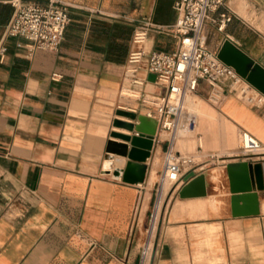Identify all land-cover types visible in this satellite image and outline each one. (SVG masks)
Returning <instances> with one entry per match:
<instances>
[{
  "label": "crops",
  "instance_id": "0c3cea01",
  "mask_svg": "<svg viewBox=\"0 0 264 264\" xmlns=\"http://www.w3.org/2000/svg\"><path fill=\"white\" fill-rule=\"evenodd\" d=\"M55 1L68 7L71 23L53 52L34 50L25 39L8 36L15 9L0 0V264H139L157 186L155 165L170 143L158 135L145 182L138 184L116 175L114 162L128 158L107 153V147L114 141L131 149L113 134L134 136L122 125L138 120L122 117L120 109L147 116L154 108L144 102L146 96L164 93L149 81L145 68L128 72V60L136 32L147 24V54L176 49L169 28L178 18V0H23L41 6ZM224 14L231 21L220 31ZM205 34L207 41L212 37L210 46L206 42L210 51L218 53L230 41L264 68V0H227L209 14ZM123 89L140 91L142 97L133 102L122 97ZM216 92L209 83H199L185 103L182 136L200 137L201 155L223 160L225 154H239L241 132L246 131L263 150L251 156L242 152L244 159L238 162L264 161V102L248 104L230 92L218 101ZM187 143L192 148V141ZM224 164L227 168L230 162ZM214 172L217 176L210 179L195 172V177L205 176L207 194L211 180L219 179ZM227 180L232 197L228 175ZM186 185L176 186L181 192ZM254 192L259 215L197 224L206 241L220 229L226 250L229 237L235 248L219 257L204 251V264H264V191ZM218 203L210 194L187 198L175 211L205 217L207 206L216 209ZM193 261L189 246L174 236L156 251L155 264Z\"/></svg>",
  "mask_w": 264,
  "mask_h": 264
},
{
  "label": "built area",
  "instance_id": "2783aa9c",
  "mask_svg": "<svg viewBox=\"0 0 264 264\" xmlns=\"http://www.w3.org/2000/svg\"><path fill=\"white\" fill-rule=\"evenodd\" d=\"M14 7V15L6 28L10 37H19L28 41L34 50L58 51L71 23L68 7L58 1L51 2L48 6L35 3H24L23 0H8ZM227 0H178L175 10L178 18L176 23L169 28V33L177 39L174 51H154L147 54L148 28L143 25L136 32L133 39V48L128 60V72L137 73L145 68L150 74L155 75V84L163 89V95L155 96L151 103L144 102L154 108L148 112V117L159 121L158 133L172 132L175 121L183 112V102L187 94L196 92L199 83L205 81L217 89L216 97L227 92L239 95H248L255 99L252 103H263L264 96L241 77L236 70L225 64L218 57L217 52L207 48L205 24L209 14L225 5ZM231 21L227 15L221 16L219 30L225 29ZM138 83V82H136ZM254 90V93L246 92ZM154 113V115H153ZM244 155H254L263 149L262 143L252 134L242 131ZM164 153V168L161 173L162 180H169L177 184L191 173L196 172V167L184 171L186 165L193 163L192 159L184 160L180 153L174 152L172 142ZM248 157V156H246Z\"/></svg>",
  "mask_w": 264,
  "mask_h": 264
},
{
  "label": "rangeland",
  "instance_id": "374dc122",
  "mask_svg": "<svg viewBox=\"0 0 264 264\" xmlns=\"http://www.w3.org/2000/svg\"><path fill=\"white\" fill-rule=\"evenodd\" d=\"M211 41L212 37L207 41L209 46L211 45ZM189 96L191 95H188L187 98ZM127 108L135 107L127 106ZM119 111H121L122 117H127L128 114L137 115L132 111L122 109ZM185 111L187 112L186 105ZM180 134L183 135L185 133H183L181 130ZM192 151V148H187V154L192 156L193 163L186 165L184 167V171H187L192 167H196L197 172H205L209 179L210 175L217 176V173L214 172V169L219 172V179L215 182L211 180L210 191L208 194H206V196L210 194L216 197V199L219 201L217 208L215 209L208 205L207 216L205 217L202 215V213H191L190 211L184 209L176 212V206L179 204V202L187 198L182 199L180 197V190L177 189L176 184L172 186L169 183L162 182L161 173L164 168L165 155L163 153L158 155L159 159L155 165V169L158 171L156 179L157 186L155 190L154 202L147 217L146 229L143 232V238L140 243L141 260L139 261V264H155L157 248L159 246L161 247L163 241L169 236H174L176 239L182 241L185 247L189 246V251L192 253L194 258V264L205 263L203 255L204 251L211 253L213 257H219L220 254L224 255L227 252L231 254L235 253L233 243H230V237L228 246L229 249L226 250L224 235L220 229H217L215 233H213L210 241H206V237L202 230L203 226H198L197 224L204 223L205 221L228 220L233 216V214L230 213V206L232 210V197H230L229 194V187L227 184L228 173L227 168H224L226 166L224 162L237 163L240 159H244L243 156L239 157V155H242V150H237L239 154H225L226 158L223 160L217 157L205 158L204 156L197 155V153ZM245 158H250V156ZM201 166L203 168H200ZM179 225H184L185 227L176 229L172 228L173 226ZM206 263L208 264V261ZM212 263L227 264V261L213 260Z\"/></svg>",
  "mask_w": 264,
  "mask_h": 264
},
{
  "label": "water",
  "instance_id": "95a60500",
  "mask_svg": "<svg viewBox=\"0 0 264 264\" xmlns=\"http://www.w3.org/2000/svg\"><path fill=\"white\" fill-rule=\"evenodd\" d=\"M218 57L228 66L233 67L236 72L247 80L254 88L264 94V68L257 64L247 54L242 52L230 41H226ZM155 75L149 76V81L155 82ZM121 113V112H120ZM126 115V114H124ZM129 118L138 120V124L122 125L131 132L135 131L134 136L114 133L113 137L121 139L128 144L110 141L107 153L116 154L124 159L114 162L116 175L123 177V181L129 184L144 183L148 171L147 161L152 156L154 139L158 133L157 121L148 116L136 117L135 114H128ZM117 125H119L117 123ZM108 156V160L111 159ZM120 169H123L119 171ZM230 191L232 196L233 217H243L259 215V197L255 189L264 191V161L252 164L249 162H237L227 165ZM187 185L181 190L180 197L197 198L207 194L205 176L195 177V173H189L185 179Z\"/></svg>",
  "mask_w": 264,
  "mask_h": 264
},
{
  "label": "bare ground",
  "instance_id": "6f19581e",
  "mask_svg": "<svg viewBox=\"0 0 264 264\" xmlns=\"http://www.w3.org/2000/svg\"><path fill=\"white\" fill-rule=\"evenodd\" d=\"M138 83L141 84L142 80H139ZM242 88L246 90V85H244ZM246 92L247 93L250 92V93H254V95H258V93L256 91H254V90H252V91L246 90ZM121 95H122V97H125L126 99H130V100H133V101H136V100H138V99H140L142 97V93L140 91H135V90H132V89H123ZM188 95H191V94H187L185 96V98H184L183 112L179 116V118L175 121L174 130L172 132L162 131L160 133V135H164L165 141L166 140H170L172 142V147L174 148V151L177 152V153H180L182 159H184V160L192 159L193 160L192 156H189L187 154V148L189 147L187 142L188 141H192V143H191L192 149H193V151L195 153H197V155H201L203 147H202V140H201L200 137H195V135H191V136H188V137L187 136L183 137L180 134L181 123H182V120L184 119V116H185V103H186L187 99H189L191 97V96H189L187 98ZM237 96H238V98L240 100H242V101H244V102H246L248 104L252 103L255 100V99H251L250 97H248V95H243L241 92ZM153 99H154V96L148 94L146 96V98H145V101L148 102V103H151ZM217 99H219V98H217ZM215 103L219 104V102H217V101H215ZM149 118L157 121V125L159 126V121L157 119H155L153 117H149ZM240 143H241V147H242L243 146L242 133H241V141H240ZM262 150L263 149H261L260 151H262ZM110 160H109L108 164L111 163ZM200 168H203V167L201 166ZM162 182L169 183L172 186L175 183V182H171L169 180H162ZM182 182H183V180L178 182L176 185L182 184Z\"/></svg>",
  "mask_w": 264,
  "mask_h": 264
}]
</instances>
